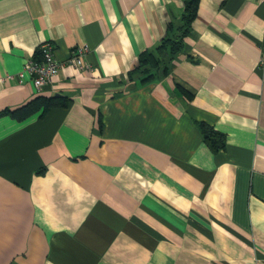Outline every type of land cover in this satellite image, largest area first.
<instances>
[{
  "label": "crops",
  "instance_id": "obj_1",
  "mask_svg": "<svg viewBox=\"0 0 264 264\" xmlns=\"http://www.w3.org/2000/svg\"><path fill=\"white\" fill-rule=\"evenodd\" d=\"M187 2L0 0V264H264V4L198 0L145 83ZM47 42L60 73L20 83ZM40 96L62 104L11 114Z\"/></svg>",
  "mask_w": 264,
  "mask_h": 264
},
{
  "label": "trees",
  "instance_id": "obj_2",
  "mask_svg": "<svg viewBox=\"0 0 264 264\" xmlns=\"http://www.w3.org/2000/svg\"><path fill=\"white\" fill-rule=\"evenodd\" d=\"M198 0H188L186 12L184 16V24L179 29V34L169 33L157 47L154 52H144L140 57L139 67L137 72L143 71L145 74L144 82H150L154 77V70L161 66H166L168 62L173 60L183 49L184 40L191 28V23L196 16ZM172 30V28H171ZM60 101L48 100L40 96L33 99L26 105L11 112L18 120L25 121L33 117H41L44 113L55 107L61 106ZM201 130L206 141L215 150L224 148L225 140L220 133H217L213 128L204 123L201 124Z\"/></svg>",
  "mask_w": 264,
  "mask_h": 264
},
{
  "label": "built area",
  "instance_id": "obj_3",
  "mask_svg": "<svg viewBox=\"0 0 264 264\" xmlns=\"http://www.w3.org/2000/svg\"><path fill=\"white\" fill-rule=\"evenodd\" d=\"M260 4H264V0H259ZM264 44V43H263ZM88 50L86 47H81L74 51L71 62L81 70H91V66L84 60L85 53ZM40 59H31L25 65L23 71L18 75V81L24 83L26 81V74L30 75L35 87L39 90L51 85L54 77H56L62 68V63L56 59L54 54V47L51 43H43L40 46ZM262 63H264V51L262 56Z\"/></svg>",
  "mask_w": 264,
  "mask_h": 264
}]
</instances>
